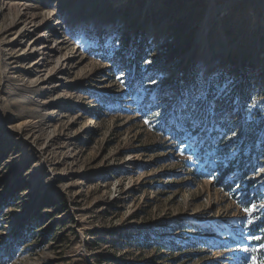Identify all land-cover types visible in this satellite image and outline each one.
<instances>
[{
    "label": "rangeland",
    "instance_id": "rangeland-1",
    "mask_svg": "<svg viewBox=\"0 0 264 264\" xmlns=\"http://www.w3.org/2000/svg\"><path fill=\"white\" fill-rule=\"evenodd\" d=\"M37 1L61 21L78 15L70 33L84 60L53 93L0 83V264H256L264 0L224 17L232 0ZM89 107L99 115L81 117ZM27 117L38 144L56 136L42 156L6 132ZM223 118L261 143L248 176L221 186L238 133L219 141Z\"/></svg>",
    "mask_w": 264,
    "mask_h": 264
},
{
    "label": "bare ground",
    "instance_id": "bare-ground-1",
    "mask_svg": "<svg viewBox=\"0 0 264 264\" xmlns=\"http://www.w3.org/2000/svg\"><path fill=\"white\" fill-rule=\"evenodd\" d=\"M136 1L139 0H110L117 9L123 5H128V2L136 4ZM143 1L145 3L143 7H146V9L152 3V0ZM252 1L256 0H232L227 6L221 7L217 15L222 14L224 17L229 10L239 6V2L250 3ZM39 3L37 0H26L24 2L22 0H0L2 69L0 83L5 84L12 80L19 89L18 91L28 89L32 92H43L44 94L72 87V84H67L65 79L81 66L84 58L79 48L72 47L73 42L70 33L71 24L78 22V15L72 16L69 22L61 21L59 10H45L42 8L43 5ZM75 4L77 5L79 2L77 1ZM248 23H251L249 17L239 22L236 28L242 29L244 24ZM45 27H48V30L42 32ZM3 94L5 93L2 85L0 87V112H5L2 109V101L5 100ZM41 104L44 105L47 102L42 101ZM21 107V109L27 111L31 106L23 105ZM94 113L99 115L95 107L79 110L81 117L82 115L90 116ZM92 129L96 131L98 129L97 124L90 128V130ZM6 132L21 139L24 145L30 147L33 153L39 156L45 154L48 148H51L57 142L56 136L53 134L47 137L43 144H38L37 121L28 117L14 125H9ZM81 139L85 141L87 137H80ZM184 217L188 218L191 215L187 211Z\"/></svg>",
    "mask_w": 264,
    "mask_h": 264
},
{
    "label": "trees",
    "instance_id": "trees-1",
    "mask_svg": "<svg viewBox=\"0 0 264 264\" xmlns=\"http://www.w3.org/2000/svg\"><path fill=\"white\" fill-rule=\"evenodd\" d=\"M235 117H238L236 113H234ZM226 119H221L220 128L223 129V137L219 139L222 141L225 139V135L232 134L237 128L235 126L229 125V121H225ZM236 126H240L236 133V137L231 140V147L234 148L235 153L233 156L227 161V164L221 168V174L218 178V181L221 182V186L224 184V180L228 176V174L233 172H239L241 177H247L248 171L256 159V153L258 151L257 146L261 143L260 138L258 137V133L253 132L252 129H248L245 127L244 123H238ZM234 130V131H233ZM253 132V133H252ZM206 147H202L200 150V154L198 155V159L201 160L203 158V152ZM226 184V188L230 189L232 186L231 183ZM250 185V183H249ZM259 223L256 224V229L252 233L253 235H260L261 243H264V207L261 210ZM256 264H264V248L259 251L258 256L256 257Z\"/></svg>",
    "mask_w": 264,
    "mask_h": 264
},
{
    "label": "snow or ice",
    "instance_id": "snow-or-ice-1",
    "mask_svg": "<svg viewBox=\"0 0 264 264\" xmlns=\"http://www.w3.org/2000/svg\"><path fill=\"white\" fill-rule=\"evenodd\" d=\"M233 135H235V133H233Z\"/></svg>",
    "mask_w": 264,
    "mask_h": 264
}]
</instances>
